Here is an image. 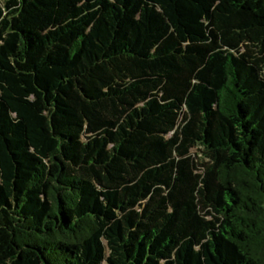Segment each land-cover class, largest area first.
Listing matches in <instances>:
<instances>
[{"label": "trees", "instance_id": "1", "mask_svg": "<svg viewBox=\"0 0 264 264\" xmlns=\"http://www.w3.org/2000/svg\"><path fill=\"white\" fill-rule=\"evenodd\" d=\"M0 264H264V0H0Z\"/></svg>", "mask_w": 264, "mask_h": 264}]
</instances>
